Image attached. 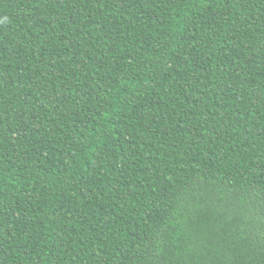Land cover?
<instances>
[{"label": "trees", "instance_id": "16d2710c", "mask_svg": "<svg viewBox=\"0 0 264 264\" xmlns=\"http://www.w3.org/2000/svg\"><path fill=\"white\" fill-rule=\"evenodd\" d=\"M0 264H264V0H0Z\"/></svg>", "mask_w": 264, "mask_h": 264}]
</instances>
